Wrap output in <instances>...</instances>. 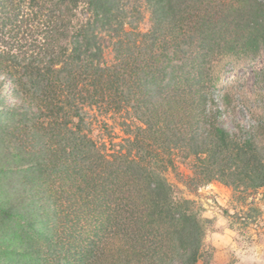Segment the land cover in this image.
Masks as SVG:
<instances>
[{"label": "trees", "instance_id": "obj_1", "mask_svg": "<svg viewBox=\"0 0 264 264\" xmlns=\"http://www.w3.org/2000/svg\"><path fill=\"white\" fill-rule=\"evenodd\" d=\"M263 47L264 0H0V264H210L167 173L264 187V116L216 93Z\"/></svg>", "mask_w": 264, "mask_h": 264}, {"label": "rangeland", "instance_id": "obj_2", "mask_svg": "<svg viewBox=\"0 0 264 264\" xmlns=\"http://www.w3.org/2000/svg\"><path fill=\"white\" fill-rule=\"evenodd\" d=\"M23 29L17 25L7 37L17 34L22 41H31L32 35H23ZM216 93L229 97L219 101L231 131L257 125L264 116V47L258 53L229 57ZM116 133L124 136L119 128ZM190 174L189 165L182 163L167 176L182 195L195 201L203 216L211 219L205 237L210 264H264V187L243 192L219 181L197 185Z\"/></svg>", "mask_w": 264, "mask_h": 264}]
</instances>
